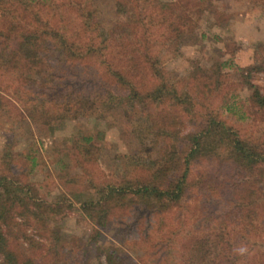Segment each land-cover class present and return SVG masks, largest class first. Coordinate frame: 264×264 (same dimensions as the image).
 <instances>
[{
  "label": "rangeland",
  "instance_id": "374dc122",
  "mask_svg": "<svg viewBox=\"0 0 264 264\" xmlns=\"http://www.w3.org/2000/svg\"><path fill=\"white\" fill-rule=\"evenodd\" d=\"M92 8L99 27L95 44L100 49L92 70L85 71L94 72V78L77 74L72 83L68 81L74 77L69 75L66 83L65 74H57L54 84L65 86L57 100L68 98L70 104L64 100L61 113L49 121L19 118L16 113L12 123L0 116V164L3 157L11 156V163L5 164L9 173L31 183L30 187L21 183L25 189L19 195L27 198L29 206L51 208L39 228H32L22 215L17 217L23 220L17 228L19 241L25 245L31 244L30 238L39 241L29 252L31 259L44 258L39 264L61 260L67 264H191L184 252H189L187 247L195 238L224 230L223 221L220 228L215 226L226 205H203L202 191L192 186L194 193H189L185 203L164 212L141 213L138 221V210H146L137 198L112 203L103 199L111 188L154 170L164 158L167 141L175 142L166 138V132L175 129L158 119L159 111L168 117L175 109L159 101L148 106L132 101L128 93L132 86L153 90L159 83L192 91L196 79L214 80V86L215 77L223 74L222 80L236 83L234 89L220 94L215 86L218 94L198 98L197 110L219 112L229 124L257 135L258 122L250 126L223 106L234 92L240 101L256 90L264 94V0H93ZM225 61L228 64L222 66ZM153 67L158 72L150 71ZM195 69L194 81L186 79ZM32 79L40 82L41 75ZM111 94L114 98L107 104L98 100ZM189 118H183L187 128L191 127ZM28 154L36 156L35 163L26 160ZM217 166L215 162L209 168ZM200 167H192L191 181ZM195 203L196 208L203 205L198 209L203 213L196 216ZM210 211L217 214L214 219L208 217ZM185 232L193 236L182 239ZM173 233H178L174 256L167 259L164 251L158 257L152 254V239ZM147 235H152L150 240ZM232 237L237 235L232 233ZM207 262L215 264L213 258ZM0 264L8 263L1 258Z\"/></svg>",
  "mask_w": 264,
  "mask_h": 264
},
{
  "label": "trees",
  "instance_id": "16d2710c",
  "mask_svg": "<svg viewBox=\"0 0 264 264\" xmlns=\"http://www.w3.org/2000/svg\"><path fill=\"white\" fill-rule=\"evenodd\" d=\"M92 3L93 0H0V116H7L12 123L16 113L19 118L27 116L38 122L49 121L61 113L64 100L70 104L67 97V100H57L60 91L65 90V86L54 84L57 74L64 73L66 83H74L77 74H82L81 78L86 74L94 78V72L85 71L92 70L100 49L95 44L99 27L95 23ZM142 56L146 62L145 54ZM227 64L222 62V66ZM45 65L48 68L44 70ZM197 70L186 79L195 78ZM150 71L158 72L154 67ZM39 75L40 82L30 80L31 76L39 78ZM69 75L74 79L67 82ZM223 76L215 77L218 83L214 82V86V80L193 79L196 88L192 91L173 84L163 86L159 83L153 90L132 86V92L128 93L130 100L146 105L159 101L171 106L172 111L175 109L172 112L175 114L168 117L158 112V119L165 122L166 127L175 129L166 132V138L172 137L175 142L167 141L163 147L164 158L158 161L154 170H149L142 178L128 180L125 186L111 188L103 199L112 203L130 196L137 198L146 210H138L136 219L140 221L141 213L164 212L185 203L189 193H194L193 189H200L203 205L213 202L217 206L218 203L226 205L225 213H218L215 226L220 228L223 221L224 230L195 238L187 247L189 252H184L186 260L191 264H205L209 258H213L215 264L218 259V264H264V94L256 90L241 102L237 99L238 93L234 92L223 106L228 113L250 126L258 122L260 131L257 135L229 124L219 112L208 108L198 111V98L226 93V88L234 89L236 83L222 80ZM215 86L219 87L217 94ZM104 96L105 99L98 100L105 104L111 96L114 98L113 94ZM92 101L95 103L96 99L92 98ZM184 115L190 117V128L185 126ZM86 140L90 142L91 138ZM7 157H3L0 164V170H4L0 172V259L8 264H39L44 258L31 259L29 253L33 244L39 241L30 238L29 245L19 241L17 228L23 220L19 221L17 217L22 215L32 228H39L42 221L48 220L51 208L40 204L29 206L27 198L19 195L25 189L22 184L30 187L31 183L22 182L18 174L9 173L10 167L5 164L11 163V156ZM29 159L35 163L36 156L26 155V160ZM215 162L219 166L209 168ZM195 165L201 167L191 181ZM203 205L196 208L197 204H192L196 208L195 216L203 213L198 211ZM208 213L212 214L208 216L210 219L217 215L212 211ZM186 232L181 235L182 239L193 236ZM178 233L152 239V254L158 257V253L164 251L167 259L174 256V239ZM232 233L237 237H232ZM151 236L145 238L150 240ZM218 248L221 251L218 252ZM53 255L55 257V253ZM66 261L61 260L59 264H67Z\"/></svg>",
  "mask_w": 264,
  "mask_h": 264
}]
</instances>
